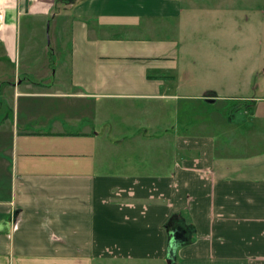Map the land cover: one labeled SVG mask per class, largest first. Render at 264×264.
<instances>
[{"label": "crops", "instance_id": "1", "mask_svg": "<svg viewBox=\"0 0 264 264\" xmlns=\"http://www.w3.org/2000/svg\"><path fill=\"white\" fill-rule=\"evenodd\" d=\"M182 17L178 0H0L3 55L15 60L23 18L36 23L31 34L48 24L59 49L68 45L69 73L32 94L48 107L0 112V264H264L256 105L225 122L246 123V134L210 123L144 130L158 156L138 165L112 160L127 140L98 128L103 100L181 98L177 43L155 34H177Z\"/></svg>", "mask_w": 264, "mask_h": 264}, {"label": "rangeland", "instance_id": "2", "mask_svg": "<svg viewBox=\"0 0 264 264\" xmlns=\"http://www.w3.org/2000/svg\"><path fill=\"white\" fill-rule=\"evenodd\" d=\"M178 1L183 11L179 32L155 35H172L177 43L175 81L181 84L176 93L181 98L167 104L159 100L100 102L98 128L102 136L126 138V144L131 146L128 151L127 145H120L111 153V159L119 164L154 161L158 156L157 143L141 142L140 134L147 130L155 136L156 129L166 122H177L181 132L210 123L211 130L233 128L231 133L236 131L240 135L242 130L247 133L246 123L235 131L236 126L225 125L229 116L239 118L236 108L256 105V116L264 114V0ZM24 19L18 24L15 60L3 55L0 43V112L10 118L16 111L20 115L25 113L27 105L48 107L50 99L34 98L32 94L45 92L48 85L67 80L69 74L64 66L68 45L59 49L60 42L55 41L50 29L47 31L48 24L35 28L31 34L28 27H35L36 23L29 25L25 22L29 19ZM206 91L217 93L219 100L207 105L201 100L184 99V96H202ZM50 107L54 112L55 106ZM86 107L95 108V105L85 102L84 109L90 111ZM161 113L164 114L160 124L155 125V118ZM254 124L256 129L250 134H263L264 121L258 119ZM257 146L262 149L264 143Z\"/></svg>", "mask_w": 264, "mask_h": 264}, {"label": "water", "instance_id": "3", "mask_svg": "<svg viewBox=\"0 0 264 264\" xmlns=\"http://www.w3.org/2000/svg\"><path fill=\"white\" fill-rule=\"evenodd\" d=\"M203 98L207 103L213 104L215 102L216 93L213 91H206L205 93H203ZM171 257H173V255ZM167 264H171L170 259L167 261Z\"/></svg>", "mask_w": 264, "mask_h": 264}, {"label": "trees", "instance_id": "4", "mask_svg": "<svg viewBox=\"0 0 264 264\" xmlns=\"http://www.w3.org/2000/svg\"><path fill=\"white\" fill-rule=\"evenodd\" d=\"M64 2V3H70L72 0H57V2Z\"/></svg>", "mask_w": 264, "mask_h": 264}]
</instances>
